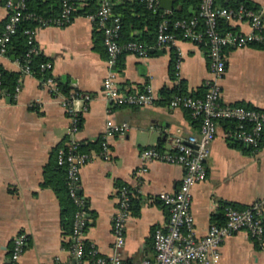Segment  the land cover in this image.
Returning a JSON list of instances; mask_svg holds the SVG:
<instances>
[{
    "label": "crops",
    "instance_id": "0c3cea01",
    "mask_svg": "<svg viewBox=\"0 0 264 264\" xmlns=\"http://www.w3.org/2000/svg\"><path fill=\"white\" fill-rule=\"evenodd\" d=\"M39 1L51 9L60 6L59 0ZM248 1L264 19V0ZM6 16L7 8L0 0V29ZM230 23L237 30H250L246 21ZM137 32L135 29L129 33ZM35 44L51 61L49 71L53 78L68 83L70 93L81 94L72 101L79 117V129L73 137L85 143L101 141L107 119L129 124L125 134L107 137L108 158L98 156L80 169L79 190L88 206L85 239L98 253L112 252L111 224L117 188L127 184L134 197L139 198V209L137 213L131 209L125 225L122 262L154 260L153 232L164 228L168 221V208L155 194L160 189L176 190L184 168L150 160L146 172L139 174L135 171L139 150L144 146H168L170 137L198 133L197 118L185 108L170 106L169 100L160 96V89L173 87L180 79L188 93L204 89V82L210 77L204 45L182 39L174 43L179 55V70L174 76L170 72V49L150 46L155 51L149 48L146 56L123 52L112 66L120 89L136 91L150 86L157 96L150 104L136 106L117 105L104 95L102 80L110 69L107 52L101 32L87 16L75 15L66 25L37 27ZM226 63L220 79L221 102L264 109V47L252 44L227 48ZM0 67L21 76V88L13 100L0 95V264H8L12 238L19 231L29 236L21 264H72L66 244L69 236L61 226L59 200L50 186L42 185L44 166L53 149L71 139L70 115L59 97L43 85L40 76L22 72L17 59L0 55ZM229 130L222 123L217 124L205 159L207 176L191 188L197 235L205 234L211 222H224V216L222 221L215 217L222 212L224 203L247 206L264 197V144L255 150L232 145ZM220 251L221 264H264V243L245 230L226 237Z\"/></svg>",
    "mask_w": 264,
    "mask_h": 264
},
{
    "label": "built area",
    "instance_id": "2783aa9c",
    "mask_svg": "<svg viewBox=\"0 0 264 264\" xmlns=\"http://www.w3.org/2000/svg\"><path fill=\"white\" fill-rule=\"evenodd\" d=\"M60 14L54 18H44L27 12L26 0H4L7 16L2 31L0 32V55H5L7 45L12 35L16 32L19 22L26 18H34L37 24L26 29L28 43L32 44L27 55L37 51L35 32L37 27L50 24L64 25L73 18V12L82 4L80 0H60ZM148 8L157 10L160 0H144ZM165 13L168 9H163ZM96 27L101 30L103 44L107 52V64L110 67L102 80V91L111 102L117 105H146L152 103L156 93L150 86L142 90L122 91L117 83V73L112 66L123 52H131L138 56H146L150 46L136 39L120 41L122 26L121 17L113 11L111 0H100L96 9L86 14ZM228 21H246L250 30L241 31L229 29L222 31L219 19ZM187 40L206 46V55L210 77L204 82L205 91L202 95L177 93L169 101L172 107L188 109L191 115L199 119L197 134H187L184 137H170L168 146H144L139 150V166L136 172L143 174L147 170L150 160H159L176 163L184 168V174L176 190L160 189L155 194L168 208V221L164 228H156L153 232L154 260L141 258L137 264H221L220 246L229 235L245 230L258 241L264 236V197L245 206L238 208L232 204L224 206V222H211L207 232L197 235L194 227V216L191 211V188L196 182L202 181L207 176L205 159L209 155L211 142L215 137L217 124L220 119L235 120L234 127L229 130L231 140L246 146L256 147L259 144L264 130V109L247 107L241 104H223L220 100V79L226 71V49L245 45L264 46V19L261 12L240 3L236 7L221 6L216 0H200L196 12L190 17L169 20L164 17L157 27L156 46L170 49L179 40ZM51 61L46 60L41 64L42 70H50ZM23 73H32L29 65L21 64ZM179 70V59L176 62V74ZM2 73L0 71V95L7 92L1 87ZM43 85L49 88L52 94L59 97L66 107L71 123V139L65 147L57 151L59 164H66L70 195L77 206L74 213L73 229L70 235L69 247L72 264H125L122 262L120 250L125 242V225L131 214V197L134 192L127 184L117 188L116 211L112 217V252L109 254L98 253L95 246L90 243V248L85 254L84 241L88 221L87 199L80 194V169L96 157H109L107 137L113 134L123 135L129 128L125 121L115 122L107 119L105 122L100 150L80 151V141L74 134L79 129V117L72 106V101L78 92L64 95L56 85L52 75L47 76ZM21 88V76L12 90L15 98ZM87 97V94L84 95ZM29 240L25 231L17 232L12 238L8 264H21V256ZM55 264H60L58 261Z\"/></svg>",
    "mask_w": 264,
    "mask_h": 264
},
{
    "label": "trees",
    "instance_id": "16d2710c",
    "mask_svg": "<svg viewBox=\"0 0 264 264\" xmlns=\"http://www.w3.org/2000/svg\"><path fill=\"white\" fill-rule=\"evenodd\" d=\"M80 1H82V4L79 8L76 9V11L73 12V17L78 14L86 15L88 13L93 12L96 9L97 5L99 4L100 0H80ZM111 1L113 2L114 13L120 15L122 21V26L120 30V41L124 42L126 40L136 39L142 41L143 43L149 46L156 45L157 27L164 17H167L169 20H173L176 18L190 17L196 12L200 3V0H174L173 8L169 12L165 13L164 10L160 7L155 11L148 8L144 0H123L120 3H117L114 0ZM216 3L221 6H229V7H236L240 3H243L246 6H249L253 9L256 8L248 0H216ZM45 4L46 2H41L39 0L36 1L26 0V5H27L26 11L32 12L35 15H39L44 18H54L59 16L61 10L60 0H59V4H60L59 9L56 8L51 9ZM128 23L129 26H126V24ZM36 24H37V20H35L32 17L21 20L17 26L16 32L12 35L11 40L7 45L6 54L17 59L22 65L25 64L29 65L31 72L33 74L40 76L41 80L43 81L47 76L51 75L49 70H42L41 68V64L45 62L47 58L39 50L33 51L29 55H27L30 48L32 47V44L28 43V33L26 32V29H31ZM219 27L222 31H226L229 29L232 30L236 29L231 25L230 21L223 18L219 19ZM2 29H0V32L2 31ZM95 29L97 30L96 25H95ZM135 29L138 31L137 33L134 34L129 33L131 30H135ZM99 31L101 32V30ZM101 36H102V32H101ZM200 44L204 45L203 43ZM258 46L264 47L263 45H258ZM204 47L206 49L205 45ZM170 50H171L170 72L171 75L174 76L176 71V62L179 59V55L176 49L174 48V46H172ZM120 56L121 54L119 55V57ZM0 71L2 73L1 87L4 91L7 92L6 95L11 100H13L14 98L12 96V90L19 78V72L17 73L13 71L4 70L1 67H0ZM54 79L56 80V85L59 88V90L64 95H70V86L68 85V83L61 82L56 78ZM203 91H205V86L204 89H200L197 92L188 93L185 89L184 81L180 79L178 81V84L173 87L161 88L160 96L164 100L170 101L171 97L177 93L190 94V95L193 94L200 96ZM188 112L190 116L193 117L189 110ZM196 120L199 121L198 118ZM219 122L222 123V125L225 128H229V129H232L235 125V120L232 119H220ZM59 144L53 149L49 161L44 166V172H43L44 180L42 182V185L50 186L57 195L61 207L60 209L61 226L63 232L69 236L66 244L68 245V247H70V244L72 242L70 235L73 229L74 213L77 209V206L73 200V197L70 195L66 164H59L57 160L58 149L61 146L67 148V145L66 144L59 145ZM230 144L241 147L245 150H251V149L255 150L259 146L264 144V130L262 132L259 144L256 147L246 146L236 141L230 142ZM92 148L96 150H100L101 141L99 139H94L86 143L80 141L78 147L80 151H89ZM80 194L82 195V193ZM130 202H131L130 209H133L134 212L137 213L139 209V198L132 196ZM227 204H232L238 208H244L246 206V205H238L227 202L223 204L222 208L224 209V206ZM223 216L224 215L222 210V212L216 215L215 217L216 219L222 221ZM261 242L264 243V236ZM89 248H90V242L88 240H85L84 241L85 254L87 253Z\"/></svg>",
    "mask_w": 264,
    "mask_h": 264
},
{
    "label": "water",
    "instance_id": "95a60500",
    "mask_svg": "<svg viewBox=\"0 0 264 264\" xmlns=\"http://www.w3.org/2000/svg\"><path fill=\"white\" fill-rule=\"evenodd\" d=\"M173 4H174V0H160V3H159L160 8L168 9V10H171L173 8ZM150 51H152V52L155 51V48L151 47ZM157 51L159 53H161L162 49H157ZM79 192H80V190H79Z\"/></svg>",
    "mask_w": 264,
    "mask_h": 264
}]
</instances>
